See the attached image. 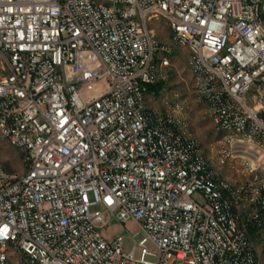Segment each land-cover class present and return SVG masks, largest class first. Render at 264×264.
Instances as JSON below:
<instances>
[{
  "label": "built area",
  "instance_id": "2783aa9c",
  "mask_svg": "<svg viewBox=\"0 0 264 264\" xmlns=\"http://www.w3.org/2000/svg\"><path fill=\"white\" fill-rule=\"evenodd\" d=\"M160 18L210 151L146 103L172 67ZM87 53L102 70L68 81ZM0 136L24 165L0 164V264H260L264 0H0ZM120 220L138 227L127 249Z\"/></svg>",
  "mask_w": 264,
  "mask_h": 264
},
{
  "label": "rangeland",
  "instance_id": "374dc122",
  "mask_svg": "<svg viewBox=\"0 0 264 264\" xmlns=\"http://www.w3.org/2000/svg\"><path fill=\"white\" fill-rule=\"evenodd\" d=\"M152 26L157 29V37L173 48L171 58L172 67L169 70L167 79L163 81L158 93L148 92L146 103L161 112H174L176 108L180 109L184 121L188 128L198 137L202 145L207 148H214L216 140L215 131L210 121L204 114V104L197 97L194 91L193 77L186 65L187 51L179 48L169 40L167 36V27L163 20L153 19ZM81 70H78V69ZM102 66L93 58L90 53L83 54L65 69V76L68 81L78 80L84 74L100 72ZM85 71V72H84ZM214 153V152H213ZM0 164L11 170L22 172L24 170L21 151L3 137L0 136ZM220 171V168H217ZM226 172V171H225ZM228 175L229 173L226 172ZM231 176V175H229ZM124 225L122 234L124 241L128 244L123 246L130 248L132 240L127 236V230L135 232L138 227L132 220H120ZM108 237H113L121 233L120 225L117 222L110 223L109 229L104 231ZM250 238L256 248L260 264H264V229H256L250 232Z\"/></svg>",
  "mask_w": 264,
  "mask_h": 264
},
{
  "label": "trees",
  "instance_id": "16d2710c",
  "mask_svg": "<svg viewBox=\"0 0 264 264\" xmlns=\"http://www.w3.org/2000/svg\"><path fill=\"white\" fill-rule=\"evenodd\" d=\"M162 84H163V81H160V82L155 83V84H149L148 85V91L158 93L161 89ZM256 229L258 230L259 228H255V227H252L250 225L246 226V231L248 232L249 236H250V232L253 230H256Z\"/></svg>",
  "mask_w": 264,
  "mask_h": 264
},
{
  "label": "crops",
  "instance_id": "0c3cea01",
  "mask_svg": "<svg viewBox=\"0 0 264 264\" xmlns=\"http://www.w3.org/2000/svg\"><path fill=\"white\" fill-rule=\"evenodd\" d=\"M150 92V91H149Z\"/></svg>",
  "mask_w": 264,
  "mask_h": 264
}]
</instances>
